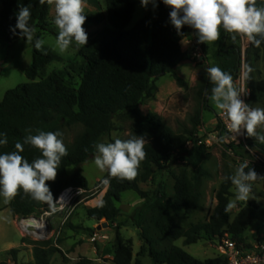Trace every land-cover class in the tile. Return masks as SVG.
<instances>
[{
  "label": "trees",
  "instance_id": "trees-1",
  "mask_svg": "<svg viewBox=\"0 0 264 264\" xmlns=\"http://www.w3.org/2000/svg\"><path fill=\"white\" fill-rule=\"evenodd\" d=\"M28 6L31 11L29 23L36 28L35 39H42L47 33L57 38L58 31L49 21L50 6L41 5L39 0H0V43L14 44L26 41L21 38L16 25L20 8ZM107 15L84 13L85 24L98 25L107 21L88 44L79 50V64H71L64 70L45 76L46 68L58 57L50 52L36 50L33 43L32 64L26 69L27 83L9 90L0 99V139L6 134L8 143L0 145V154L15 151L17 142L23 143L27 130L31 134L41 131H60L79 127L81 132L72 144L66 145L68 155L63 157L54 181L46 182L53 194L51 202L37 201L19 190L10 200L7 208L18 219L39 217L43 209L53 205L59 194L68 187L88 189L89 184L81 167L95 156L94 145L111 134L116 117L130 121V136L146 139V158L141 162L138 175L132 180L112 178L108 174L107 191L100 203L87 210V216L96 222L106 220L109 228H114L115 238L113 259L95 263L83 259L78 264H142L148 257L151 264H225L221 255L205 261L198 260L175 243L183 241V246L195 245L202 240L219 242L226 236L247 249L244 234L251 226L264 227V205L252 203L243 205L232 221V212H225L233 187L230 180L221 183L216 194L217 205L208 220L184 227L176 219L191 217L204 209L203 181L210 173L203 167L210 156V149L199 137L204 114L213 111L209 106L212 83L206 73L194 89V108L187 125L174 130L157 114H144L140 106L154 99L158 92V82L164 76H171L179 87L187 89V83L176 70L190 59L182 49L184 40L197 36L195 30L185 25L180 33L171 25V9L158 0V6L150 4L145 16L128 29L134 12L133 0H105ZM257 6H264V0H257ZM239 37L233 41L222 28L215 42L218 67L233 76V83L240 74L244 61L245 71H252L246 77L250 92L249 105L264 108L263 72L264 43L259 47L252 43L242 56ZM198 44L205 50L203 43ZM247 66V67H246ZM219 130L221 124L218 125ZM62 136V140H63ZM247 146L264 151V145L246 134ZM190 147V148H189ZM234 152L244 147L231 146ZM21 155L32 162L41 157V152L31 145H24ZM185 164V170L173 174V185L169 187L160 179L163 171L169 169L177 159ZM75 172L68 174V169ZM229 176V175H227ZM151 183L154 187L143 189ZM126 192H133L143 201L130 216V222L140 232L142 246L134 258L133 242L121 235L123 224L118 222L122 210L117 204ZM171 192V193H170ZM22 239V243H26ZM35 264H52V257L58 253L54 240L32 243ZM19 251L10 254L17 262Z\"/></svg>",
  "mask_w": 264,
  "mask_h": 264
},
{
  "label": "rangeland",
  "instance_id": "rangeland-1",
  "mask_svg": "<svg viewBox=\"0 0 264 264\" xmlns=\"http://www.w3.org/2000/svg\"><path fill=\"white\" fill-rule=\"evenodd\" d=\"M99 1L97 8H102L103 0ZM101 1V5H100ZM136 3L135 13L128 29L133 28L137 22L143 18V14L148 7L141 5V0H134ZM95 3V2H93ZM92 3V4H93ZM86 12V11H85ZM84 12V13H85ZM53 15V14H52ZM53 23V16L51 17ZM88 35V41L95 37L101 28V25L84 24ZM56 31L58 29L56 28ZM42 39L45 41L42 52H50L51 54L58 57V60L52 62L45 70V76L50 75L54 71L64 70L71 64H79L81 62L79 58V50L82 46H77L75 42L66 51H61L57 45L56 37L51 36L47 33L43 34ZM242 47L243 60L245 59V51L249 48L251 42L247 41L246 38L239 39ZM202 49V48H201ZM216 59V57H214ZM33 61V49L26 41H19L14 44L8 45L0 43V99L3 100L5 94L19 85L28 82L25 71L32 64ZM193 64H196L194 68H191L192 73L198 69L199 63L191 58ZM260 68L263 72L262 82L264 84V61H262ZM206 69V68H205ZM205 69L201 70L199 77L196 81L184 80L187 83V89L178 86L176 81L168 76L160 81L161 85L165 88H170V84L176 89L178 93L176 95H169L165 100V106L161 113H163V119L171 126L174 130H180L184 125H187L188 118L191 115L195 102H194V89L197 87L201 80L202 74L206 73ZM245 63L243 61L240 74L234 86L237 89H244L245 95L241 96L245 103L249 104L250 92L246 85V77L244 75V83L240 81L242 74L245 73ZM166 81V82H165ZM158 93V92H157ZM157 94L154 99L147 100L143 105L140 106L142 112H156L157 107ZM216 109L217 111H207L204 114L203 125L199 131V137L206 141L211 138L218 130L220 124L219 113L221 110L215 107L213 101L209 99V106ZM210 106V107H211ZM250 106V105H249ZM251 107V106H250ZM253 108H256L252 106ZM213 109V111H214ZM156 114V113H155ZM158 115V114H157ZM211 120V121H210ZM213 120V122H212ZM115 129L108 136L104 137L102 142H114L116 138L128 139L130 136V121L125 117H116L114 120ZM81 132V128L74 127L66 129L63 142L65 145L72 144L76 136ZM257 132L264 134V125L257 128ZM264 145V144H263ZM190 148V147H189ZM245 149L239 150L238 153L232 149H227L222 143L216 142L209 147L210 156L204 163V168L210 173V177L203 181V205L204 209L201 212L196 213L191 217L182 216L177 218L176 221L184 226L188 227L198 222L206 221L211 216L214 208L217 205L216 194L219 190L221 183L224 181L227 175L234 173V170L238 165L244 161L249 162V167L253 168L260 176H264V151L252 147L246 146ZM175 161L171 164L169 169L163 171L160 179L154 185H157L161 181L162 184L170 187L173 185V174H180L181 171L185 170V164L176 157ZM82 173L88 181L90 191L89 194L82 201H79L75 207V210L71 217L61 225V220L64 218V214L54 215L59 220V223L55 226L51 224V230L54 232L53 236L49 235L47 240H54V247L58 249V253H55L52 257V264H78L83 259H100L110 260L106 255L113 253L115 230L114 228L102 227L100 232L107 238L101 241L92 242L91 236L96 230L92 228L94 223L93 220L86 218L88 209H91L99 200L103 198L107 186L103 184L104 178L108 174L107 170H100L94 163V157L86 162L82 167ZM247 171V169H246ZM75 172L73 168L68 169V174L71 175ZM154 187L151 183L143 186V189H150ZM253 196L247 202H237V206L231 211L232 221L240 211L243 205H249L252 203H260L264 205V179H257L252 182ZM171 193V192H170ZM230 200L234 199V186L230 190ZM141 199L137 194L132 192H126L122 195L121 201L117 204L118 208L122 210L123 215L126 217L121 220L123 226H129L121 232V235L125 240H131L134 248V258H136L141 243L140 232L130 222V213L141 206ZM10 201L5 203L4 197L0 196V264H8V261H14L13 256L10 254L12 249L18 252L16 264H35L33 256L32 243L38 241L34 237H24L20 231L17 222L18 218L14 217L10 210L7 208ZM143 203V202H142ZM43 212V211H42ZM42 212L40 214H42ZM53 216V217H54ZM76 216L78 219L83 221L75 225L71 222V219ZM52 217V218H53ZM52 218L50 221H52ZM79 222V221H78ZM106 220H102L100 223H105ZM103 226V225H102ZM114 226V225H113ZM59 233V235H57ZM58 236V237H56ZM246 245L251 247L264 244V227L251 226L244 234ZM22 239H26V245L29 247H23ZM44 240V241H47ZM43 242V241H38ZM22 245V246H21ZM176 246L183 248L190 255L194 256L198 260L205 261L209 259L218 258L221 256L219 251L218 242L202 240L201 242L191 245L188 247L183 246V241L179 240L175 243ZM21 246V248H20ZM104 246L106 247L107 253L104 252ZM10 249V250H9ZM142 264H151V260L148 257L143 258Z\"/></svg>",
  "mask_w": 264,
  "mask_h": 264
},
{
  "label": "clouds",
  "instance_id": "clouds-1",
  "mask_svg": "<svg viewBox=\"0 0 264 264\" xmlns=\"http://www.w3.org/2000/svg\"><path fill=\"white\" fill-rule=\"evenodd\" d=\"M41 5L47 3L53 14V23L58 29L56 38L59 49L63 52L75 42L77 46H85L88 35L83 28L86 21L84 10L86 0H39ZM158 6V0H141V5ZM169 7L171 25L180 33L187 25L195 30L199 43L215 42L220 37L221 28L235 41L246 38L254 46L264 43V6H257V0H162ZM31 11L28 6L19 9L16 25L11 31L15 34L19 29L21 38L27 44L33 43L36 50H41L45 41L35 39L36 28L29 23ZM247 67V66H246ZM212 83L209 99L215 107L221 110L229 121L232 132L241 134L242 130L248 137H253L258 143L264 144V134L258 133L257 128L264 125V108H253L241 99L244 89H237L233 76L218 66L205 69ZM252 69L244 73L248 76ZM23 143L15 144V151L0 154V196L5 203L14 198L19 190L30 194L37 201L51 202L53 194L46 182L54 181L57 169L63 157L68 155L66 145L60 131H41L31 134L27 130ZM0 139V145L8 143L6 134ZM143 136H131L128 139L116 138L114 142H99L94 145V163L100 170H107L108 175L120 180H132L138 175L141 162L146 158ZM31 145L41 152V157L29 162L21 153L24 145ZM247 169V171H246ZM264 179L249 162L244 161L235 168L234 173L226 176L234 186V199L228 201L225 212L232 211L237 202H247L253 196L252 182ZM106 183L108 181H105Z\"/></svg>",
  "mask_w": 264,
  "mask_h": 264
},
{
  "label": "built area",
  "instance_id": "built-area-1",
  "mask_svg": "<svg viewBox=\"0 0 264 264\" xmlns=\"http://www.w3.org/2000/svg\"><path fill=\"white\" fill-rule=\"evenodd\" d=\"M191 58L198 62H202L204 60V54L201 47L195 45L192 48ZM244 80L243 73L240 81L244 83ZM218 117L221 129L218 130L211 138L203 141L205 145L210 147L212 142H220L227 149H230L231 146L246 147V132L243 130L241 134L232 132L228 126L229 121L222 111L219 113ZM103 184L107 186L105 181ZM89 192L90 191L88 189L86 190L81 187L71 186L65 188L59 194L57 201L53 205L43 209V212L39 215V217H29V220H25V218L18 219L17 225L23 236L34 237L38 241L47 240L49 235L53 236L54 234L51 230L50 219L56 214H64V218L61 221V225L63 226L73 214L77 203L86 198ZM31 222H36L38 226L31 227ZM57 235H59V233ZM106 238L107 237L101 234L100 231H95V233L91 236V241L97 242ZM218 243L219 251L226 260L225 264H264V244L247 249L243 245H239L235 241L231 240L228 236L220 240ZM1 260L0 256V262ZM8 264L16 263L15 261H8Z\"/></svg>",
  "mask_w": 264,
  "mask_h": 264
},
{
  "label": "crops",
  "instance_id": "crops-1",
  "mask_svg": "<svg viewBox=\"0 0 264 264\" xmlns=\"http://www.w3.org/2000/svg\"><path fill=\"white\" fill-rule=\"evenodd\" d=\"M93 2H95V3H93ZM133 2H134V0H133ZM93 3V4H92ZM135 3V2H134ZM98 4H99V1H96V0H86V8H85V10H84V12L85 13H101L102 15H104V16H106L107 15V12H106V6H105V0H103V4L101 5V1H100V5L102 6V8H97V6H98ZM151 4V3H150ZM150 4L148 5V7L146 8V10H145V12H144V16H145V14H146V11H147V9L149 8V6H150ZM135 9H136V3H135ZM135 13V12H134ZM53 15H52V12H51V10H50V14H49V21L50 22H52V20H51V17H52ZM143 16V17H144ZM133 19V18H132ZM98 25H101V28H100V30L98 31V33L102 30V29H104L105 27H108L109 26V23L107 22V21H105V22H103L102 24H98ZM97 33V34H98ZM96 34V35H97ZM95 35V36H96ZM216 42V41H215ZM215 42H210V43H203L204 45H205V50H203L202 49V51H203V54H204V60L202 61V63H199V65L200 66H198V69L195 71V72H193L192 73V70H190L191 68H194L195 66H196V64H193L192 63V61H191V51H192V48L195 46V45H197V46H199V47H201L199 44H198V39H196L195 37H191V38H188V39H186V40H184L183 41V43H182V49L185 51V52H188L189 53V55H190V59L188 60V61H186V62H184L183 64H181L178 68H177V70H176V72H177V74L179 75V77H181L183 80H186V81H188V80H191V81H196L197 80V78L199 77V75H200V72H201V70H203V69H205V68H207V67H209V66H218V64H217V61H216V59L214 58L215 57V53H216V47H215ZM202 48V47H201ZM168 77V75L167 76H164V77H162L160 80H159V82H158V93H157V100H158V103H157V107H156V109H155V111L156 112H154V114L156 113V114H158L159 116H161V117H163V113H161L162 112V110L164 109V106H165V102H164V100L169 96V95H171V96H173V95H176L177 93H178V91H177V89H176V86L174 87L172 84H170V88H165L164 87V85H161L160 84V81L162 80L163 81V79L165 80V78H167ZM166 82V81H165ZM210 106H211V104H210ZM211 108H212V106H211ZM212 109H214V108H212ZM215 111H217L216 109H214V111H211V112H214L215 113ZM144 114H150V113H153V112H143ZM205 119V118H204ZM211 121V120H210ZM212 122H213V120H212ZM133 193V192H132ZM102 200V198H100V200L92 207V208H94V207H96L99 203H100V201ZM140 202V204L142 205V200H140L139 201ZM9 209V208H8ZM10 210V209H9ZM134 211V210H133ZM132 211V212H133ZM132 212L130 213V214H132ZM86 214V218H89L88 216H87V213H85ZM129 216V215H128ZM126 216L125 215H123V213H122V216L119 218V220H118V222L117 223H115L114 224V227L115 226H117V224H119L120 222H121V220L123 219V218H125ZM90 219V218H89ZM62 221V220H61ZM60 221V222H61ZM79 221V222H78ZM80 221L82 222L83 221V219H78L76 216H74L72 219H71V222L73 223V224H75V225H78V224H81L80 223ZM51 223L53 224V226L55 225H57L58 223H59V220L57 219V217H53L52 218V221H51ZM102 225H104V223H100V222H96V221H94V223H93V225H92V228L94 229V230H96V231H100L99 230V227L100 226H102ZM129 226H122L121 227V232H123V230L124 229H126V228H128ZM136 228V227H135ZM138 230V229H137ZM140 241H141V243H138L139 244V246H140V248H141V246H142V240L140 239ZM22 246V245H21ZM21 246H20V248H21ZM23 247H29L28 245H26L25 243L23 244ZM134 249V248H133ZM10 250V249H9ZM104 253L106 254L107 253V251H106V247L104 246ZM140 251V250H139ZM138 251V252H139ZM108 258H110L111 260L113 259V253H111V254H107L106 255ZM89 260H91V261H93V262H99L100 261V259H89Z\"/></svg>",
  "mask_w": 264,
  "mask_h": 264
},
{
  "label": "water",
  "instance_id": "water-1",
  "mask_svg": "<svg viewBox=\"0 0 264 264\" xmlns=\"http://www.w3.org/2000/svg\"><path fill=\"white\" fill-rule=\"evenodd\" d=\"M25 220H29V218H25ZM102 227L108 228L109 225H108L107 222H105L103 226H100V227H99V230H101Z\"/></svg>",
  "mask_w": 264,
  "mask_h": 264
},
{
  "label": "bare ground",
  "instance_id": "bare-ground-1",
  "mask_svg": "<svg viewBox=\"0 0 264 264\" xmlns=\"http://www.w3.org/2000/svg\"><path fill=\"white\" fill-rule=\"evenodd\" d=\"M32 224H31V227H37L38 226V224H36V222H31Z\"/></svg>",
  "mask_w": 264,
  "mask_h": 264
}]
</instances>
